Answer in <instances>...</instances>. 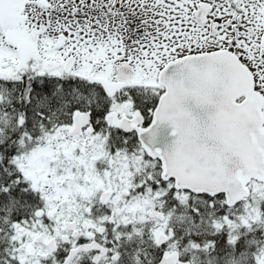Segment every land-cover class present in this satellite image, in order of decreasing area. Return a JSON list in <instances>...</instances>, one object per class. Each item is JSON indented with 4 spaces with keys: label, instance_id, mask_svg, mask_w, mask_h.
Returning <instances> with one entry per match:
<instances>
[{
    "label": "snow or ice",
    "instance_id": "1",
    "mask_svg": "<svg viewBox=\"0 0 264 264\" xmlns=\"http://www.w3.org/2000/svg\"><path fill=\"white\" fill-rule=\"evenodd\" d=\"M0 264H264V0H0Z\"/></svg>",
    "mask_w": 264,
    "mask_h": 264
}]
</instances>
